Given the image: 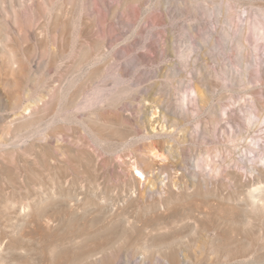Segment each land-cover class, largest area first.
Instances as JSON below:
<instances>
[{
    "label": "rangeland",
    "instance_id": "rangeland-1",
    "mask_svg": "<svg viewBox=\"0 0 264 264\" xmlns=\"http://www.w3.org/2000/svg\"><path fill=\"white\" fill-rule=\"evenodd\" d=\"M0 264H264V0H0Z\"/></svg>",
    "mask_w": 264,
    "mask_h": 264
},
{
    "label": "bare ground",
    "instance_id": "bare-ground-1",
    "mask_svg": "<svg viewBox=\"0 0 264 264\" xmlns=\"http://www.w3.org/2000/svg\"><path fill=\"white\" fill-rule=\"evenodd\" d=\"M136 168H137V170H139V173H141L143 175V177H139V176L137 177L138 181L141 182V180H147V176L145 175V173L142 170L138 169V167H136Z\"/></svg>",
    "mask_w": 264,
    "mask_h": 264
}]
</instances>
